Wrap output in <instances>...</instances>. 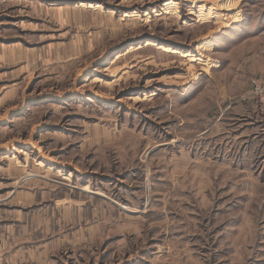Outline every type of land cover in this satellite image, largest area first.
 <instances>
[{
  "label": "rangeland",
  "instance_id": "374dc122",
  "mask_svg": "<svg viewBox=\"0 0 264 264\" xmlns=\"http://www.w3.org/2000/svg\"><path fill=\"white\" fill-rule=\"evenodd\" d=\"M0 43V264H264V0H0Z\"/></svg>",
  "mask_w": 264,
  "mask_h": 264
},
{
  "label": "crops",
  "instance_id": "0c3cea01",
  "mask_svg": "<svg viewBox=\"0 0 264 264\" xmlns=\"http://www.w3.org/2000/svg\"><path fill=\"white\" fill-rule=\"evenodd\" d=\"M21 56H22V51H21V48L19 46L9 45L8 47H5L4 44L0 43V100H2L1 98L5 94L8 93V90H9L10 96H13L12 99H14L15 96H17V89L14 88L15 85H12L8 89H6L7 84H6V82L4 83L2 81L3 76H4L3 65L8 60V63L10 65H12L11 67H16V66L20 65V63H21ZM11 73L16 75L17 73H20V71H19V69L18 70L16 69L15 71H13ZM4 118H2V119H4Z\"/></svg>",
  "mask_w": 264,
  "mask_h": 264
}]
</instances>
